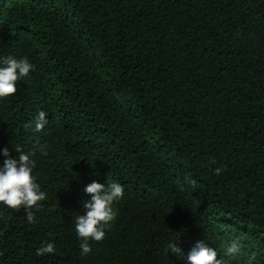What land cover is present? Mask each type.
<instances>
[{"label":"trees","instance_id":"16d2710c","mask_svg":"<svg viewBox=\"0 0 264 264\" xmlns=\"http://www.w3.org/2000/svg\"><path fill=\"white\" fill-rule=\"evenodd\" d=\"M9 55L35 67L0 99V164L34 152L47 198L34 224L0 203V264H189L198 241L264 264V0H0ZM93 180L125 192L82 255Z\"/></svg>","mask_w":264,"mask_h":264},{"label":"clouds","instance_id":"9594fccd","mask_svg":"<svg viewBox=\"0 0 264 264\" xmlns=\"http://www.w3.org/2000/svg\"><path fill=\"white\" fill-rule=\"evenodd\" d=\"M34 65L27 57L17 58L14 56L0 57V99L7 98L17 93L18 84L24 80ZM48 123L47 114L40 111L34 121L25 124V127H34L36 131H42ZM18 158H13L7 147L2 149V155L6 157L0 164V203L15 210L22 207L26 211V218L29 223H36L33 208H39L40 202L47 198V193L42 190L38 183V176L35 174L36 160L33 159L34 152H23L17 148ZM210 163H216L215 160ZM216 175L222 173L217 167ZM195 184V180L192 181ZM84 192L90 199L82 201L86 213L75 217V229L80 238L82 255L91 252L89 241H101L105 238L106 227H109L118 216V210L114 204L123 199L125 189L119 182L101 183L93 180L84 188ZM179 239L169 242L165 247V255L174 253L183 257L184 253L179 244ZM54 243L47 242L37 249V255L55 253ZM241 252L240 238L230 241L224 251V256H236ZM255 259L253 255L250 260ZM189 264H226L225 259L216 248L208 246L204 241H198L187 255Z\"/></svg>","mask_w":264,"mask_h":264}]
</instances>
